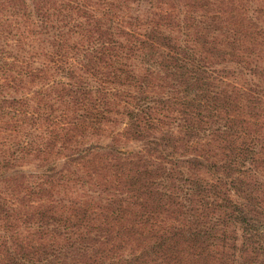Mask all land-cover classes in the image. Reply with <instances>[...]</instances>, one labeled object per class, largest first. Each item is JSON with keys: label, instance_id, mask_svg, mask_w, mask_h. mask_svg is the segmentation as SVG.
<instances>
[{"label": "trees", "instance_id": "obj_1", "mask_svg": "<svg viewBox=\"0 0 264 264\" xmlns=\"http://www.w3.org/2000/svg\"><path fill=\"white\" fill-rule=\"evenodd\" d=\"M0 264H264V0H0Z\"/></svg>", "mask_w": 264, "mask_h": 264}, {"label": "rangeland", "instance_id": "obj_2", "mask_svg": "<svg viewBox=\"0 0 264 264\" xmlns=\"http://www.w3.org/2000/svg\"><path fill=\"white\" fill-rule=\"evenodd\" d=\"M134 7V11L131 13L134 15L136 11V6ZM42 59L39 61L41 62ZM124 123L119 124H109L108 127L104 130V133L102 136L95 142V145L98 148H114L115 150L124 151L129 148H133L134 145L132 142L124 143L122 140H120V132ZM32 166H28L25 169L31 170Z\"/></svg>", "mask_w": 264, "mask_h": 264}]
</instances>
